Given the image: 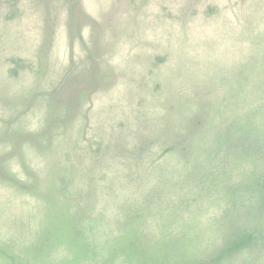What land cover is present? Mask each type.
Wrapping results in <instances>:
<instances>
[{
    "label": "rangeland",
    "instance_id": "obj_1",
    "mask_svg": "<svg viewBox=\"0 0 264 264\" xmlns=\"http://www.w3.org/2000/svg\"><path fill=\"white\" fill-rule=\"evenodd\" d=\"M0 264H264V0H0Z\"/></svg>",
    "mask_w": 264,
    "mask_h": 264
}]
</instances>
